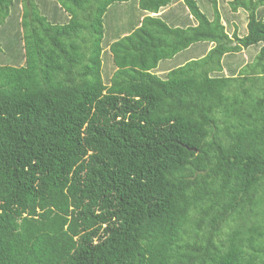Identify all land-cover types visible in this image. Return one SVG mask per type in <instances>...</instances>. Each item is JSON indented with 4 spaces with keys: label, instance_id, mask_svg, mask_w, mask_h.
<instances>
[{
    "label": "trees",
    "instance_id": "obj_1",
    "mask_svg": "<svg viewBox=\"0 0 264 264\" xmlns=\"http://www.w3.org/2000/svg\"><path fill=\"white\" fill-rule=\"evenodd\" d=\"M22 1L24 62L0 65V264H264L256 4L242 2L241 37L195 0L193 26L144 15L109 43L106 83L104 15L127 0H56L64 21ZM170 2L137 0L149 13ZM13 4L0 0V24ZM197 42L213 46L156 74ZM254 44L253 61L223 74L224 55Z\"/></svg>",
    "mask_w": 264,
    "mask_h": 264
},
{
    "label": "rangeland",
    "instance_id": "obj_2",
    "mask_svg": "<svg viewBox=\"0 0 264 264\" xmlns=\"http://www.w3.org/2000/svg\"><path fill=\"white\" fill-rule=\"evenodd\" d=\"M41 1V13L45 14L49 20L55 21V19H57L59 21H64L67 19V15H65L63 10L59 7V4L56 0ZM22 6V0H14V4L10 8V15L6 18L4 24L0 25V65H21L24 62L22 48V30L20 26ZM51 6H54L58 12H53L56 11V9ZM200 9L208 17L213 13V5L209 0H201ZM221 10L223 15L227 14V12L229 11V5L227 4L226 7H224V4H222ZM61 13L64 14L65 18H62ZM140 13L141 11L135 8L134 2H131L129 4L113 3L107 8L104 15L105 31L102 42V78L104 82L107 83L109 81V78L115 70V66L112 62L111 54L108 48L109 43H111L118 37L129 33L131 31L130 28L134 25V22L136 20H139ZM255 47H257V45L252 46V49L246 52V57H248L247 63H250L254 60L255 56L253 57V53ZM258 50L259 49H257V52ZM188 54L189 51H185L181 54H177L173 58L162 60L160 61V66L174 68L176 67L177 62ZM241 57L243 60H245L244 54H242V56L237 53L227 54L224 60V70H227L228 73L231 72V70H233L234 63H238V58ZM165 72L166 71L164 70L163 73ZM233 224V222H228L223 225L222 234L225 235V233L230 229L231 226H233Z\"/></svg>",
    "mask_w": 264,
    "mask_h": 264
},
{
    "label": "crops",
    "instance_id": "obj_3",
    "mask_svg": "<svg viewBox=\"0 0 264 264\" xmlns=\"http://www.w3.org/2000/svg\"><path fill=\"white\" fill-rule=\"evenodd\" d=\"M34 1L38 4L39 9L41 10L40 2H42V1L41 0H34ZM195 1L197 2L198 6L200 8V1L201 0H195ZM209 1L212 3L213 8H214V6L217 7L219 14H220L221 22L225 26V30L229 36L233 32H236L237 35L239 37H241V36L245 35L247 32V28H246L247 11L245 10V6L242 4V2L245 4H256V8H255L256 15L264 20V0H240L241 6H237L236 10L231 9L230 2L232 0H209ZM131 2H134L135 8L138 9L136 1H133V0L121 2V4H124V3L129 4ZM222 4H224V7H226L227 4L229 5V11L225 15H223L222 10H221ZM51 7H54V6H51ZM140 11H141V13L139 15V20L138 21L136 20L137 22L135 21L134 25H136V23H140V20L142 19L143 15L145 13H147L146 11H142V10H140ZM53 12H58V11L56 9V11H53ZM61 15H62V18H65L63 13H61ZM156 15H160L169 25H173V26L187 27V26H193L196 24L195 19L189 14L188 9L184 4V0H171V2L169 4H167L166 6L162 7ZM212 16H213V13H212V15H210L209 17L207 16V17L209 19H211ZM0 25H3V24H0ZM182 25H184V26H182ZM132 27L130 29H132ZM256 45H257V47H255L254 53H253V57H254L257 54L256 53L257 49H259L261 44H254V45H250L247 47H242L239 51L228 53V54H236L237 53L241 56H242V54H244V57H245V60H243L242 57L238 58V63L237 62L234 63L233 70H231V72H229V73L236 74L238 72V70L248 62V57H246L247 56L246 52L248 50L252 49L251 48L252 46H256ZM212 46H213V43H211V42H197V43L191 44L186 49L177 53V54H179V53L181 54L185 51H189V54L187 56H185L184 58L180 59L177 62L176 66H179V65L183 64L184 62L192 59V58L202 57L203 55H205V53L210 48H212ZM226 55H224L223 59H222L223 73L225 75H229L227 70H224V60H225ZM175 56H173V57H175ZM170 69L171 68H169V67L160 66V62H159L157 68L154 71L160 77H164ZM164 70L166 71L165 73H163Z\"/></svg>",
    "mask_w": 264,
    "mask_h": 264
},
{
    "label": "clouds",
    "instance_id": "obj_4",
    "mask_svg": "<svg viewBox=\"0 0 264 264\" xmlns=\"http://www.w3.org/2000/svg\"><path fill=\"white\" fill-rule=\"evenodd\" d=\"M127 1H130V0H127ZM133 1H136V3H137V0H133ZM122 2H126V1H122ZM115 3H121V2H115ZM111 5H112V4H111ZM185 6H186V5H185ZM137 7H138V4H137ZM138 9H139V8H138ZM139 10H140V9H139ZM142 11H143V10H142ZM159 11H160V10H159ZM159 11H158V12H159ZM146 12H147V11H146ZM158 12H157V13H158ZM157 13H149V12H147V13H145L144 15H146V14H148V15H156ZM144 15H143V16H144ZM159 16H160V15H159ZM142 18H143V17H142ZM140 21H141V20H140ZM137 24L139 25L140 23H136V25H137ZM136 25H134L133 27H136ZM138 25H137V26H138ZM133 27H132V28H133ZM126 34H128V33H126ZM126 34H124V35H126Z\"/></svg>",
    "mask_w": 264,
    "mask_h": 264
}]
</instances>
